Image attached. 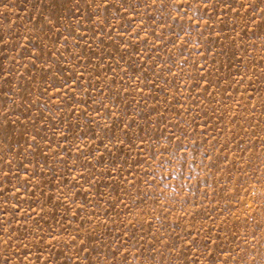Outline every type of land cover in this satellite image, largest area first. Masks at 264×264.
I'll use <instances>...</instances> for the list:
<instances>
[{
    "label": "rangeland",
    "instance_id": "1",
    "mask_svg": "<svg viewBox=\"0 0 264 264\" xmlns=\"http://www.w3.org/2000/svg\"><path fill=\"white\" fill-rule=\"evenodd\" d=\"M130 2L135 11L117 4L103 13L109 40L100 33V13L83 0L78 21L73 0H49L44 14L72 30L69 36L61 28L59 37L39 15L41 0H0V113L7 109L0 125L11 129L0 143V167L7 165L0 209L22 210L0 215L13 237L7 247L0 243V264L5 257L8 264H264V0L200 5L206 11L199 20L180 0L195 31L172 24L180 35L163 47L152 24L156 9ZM134 30L140 39L121 61L117 38ZM80 49L79 60H70ZM37 130L41 156L33 157L27 141ZM36 224L44 249L18 231ZM125 225L135 237L129 244L119 241ZM6 238L0 234V242Z\"/></svg>",
    "mask_w": 264,
    "mask_h": 264
},
{
    "label": "snow or ice",
    "instance_id": "2",
    "mask_svg": "<svg viewBox=\"0 0 264 264\" xmlns=\"http://www.w3.org/2000/svg\"><path fill=\"white\" fill-rule=\"evenodd\" d=\"M140 3L143 4L144 8L147 9L149 6H152L156 9L157 11V17L156 19H154L152 21L153 26H155L156 28L159 29L158 33L155 34V39L157 41L158 44H161V46L163 47L164 43H172L171 40L168 39V36H172V37H176L180 35V32H173L171 25L172 24H176L179 28H181V30L184 27H188L191 31H195V28L192 27L193 25V20L192 17H189L187 19L186 22H184V17L182 14V8L180 7V0H140ZM217 3H222V0H183V6L185 9H187L188 12H191L192 15L194 17H196L197 20H199L201 17H203L204 12L206 11V8L202 9L201 7H199L200 5H205V6H211L213 8L216 7ZM49 4V0H41V4H40V11H39V15L43 17V23L45 25H49L50 27L48 28V32L53 34L56 37L60 36V29L64 28V31H66L68 33L69 36L72 35V30L71 28H65L63 24L59 23V21L57 20L55 15H52L51 18L48 15L44 14V10L46 8V6ZM73 4L76 6L77 8V12L73 13L72 15L77 19V21L79 20V7H80V0H73ZM119 5L120 8L127 12L129 10L131 11H135V8L137 5H134L130 2V0H83V5L86 8H91V7H95L97 9V11L100 13L102 19L98 22V26L100 29V33L103 34L105 36V38L111 40L112 36L110 33L105 32L104 31V27L103 25H108L109 28L112 27V25L108 24V19L107 17L103 16V13H106L108 11L109 8L115 6V5ZM226 6V5H225ZM240 7H243L244 5H238ZM169 9H171L172 12H175L177 14H181L180 15V21L178 22L177 19L175 17H173L171 15V13L169 12ZM42 10V11H41ZM137 15H139L137 13ZM123 17H121L122 19ZM84 19L88 20L89 22L92 21V15L89 13L87 15L84 16ZM261 19L264 20V15L261 16ZM159 21V22H158ZM255 23V22H253ZM75 27H79V23H77L75 25ZM205 27H207L205 25ZM163 30V31H162ZM149 34H151V29L149 31ZM167 34V35H166ZM96 33H93V36H95ZM202 35V33H201ZM238 35V34H237ZM82 38H80L81 40L84 39L83 36H81ZM119 41V47L123 48V52H118L119 55V59L122 61L125 57V55H130L129 51H128V46L129 43L132 39H140V35H139V30H134L132 36L128 37V38H123V37H118L117 38ZM64 44H65V48L67 49L68 46V40L65 39L64 40ZM141 44H143V40L141 39ZM115 46V45H114ZM182 47V45H181ZM132 51H135V46H132ZM57 56H62V53L57 52L56 53ZM84 54V50L80 49L79 52L77 53H71L70 54V60L74 61H78L80 56ZM91 55H95L94 52L91 53ZM137 56L139 57L140 60H145L150 59V57H148L146 54L145 55H141L140 53H137ZM37 60L40 59V55L39 53L36 54L35 57ZM41 63H44V61H41ZM133 63H136V61H133ZM118 63H117V68H118ZM33 67H35V65H33ZM84 68L89 67V65H84ZM139 67V66H138ZM152 67H155V61L153 60V64L151 67H149V71H151ZM113 75H115V72L113 73ZM154 76H158V73L154 72L153 73ZM71 78V77H69ZM67 78V79H69ZM81 77H77L76 78V83L78 85L77 87V91H80L79 88V81H80ZM201 79H203V77H201ZM61 83L64 85V87H68L67 82H65V80L61 81ZM146 85H149L150 82L149 81H144L143 82ZM97 91L98 94H100V90L99 89H95ZM206 90V89H205ZM19 91V90H17ZM69 91H71V89H69ZM41 95H44V92L40 93ZM57 95H59V93H56ZM84 95H87V93L85 92ZM117 95H119V93H117ZM71 98V97H70ZM49 99H51V97H49ZM94 103H102V101H93ZM30 103H34V102H30ZM75 103L79 104L81 103V101H75ZM262 105H264V101L261 102ZM105 110H107L105 108ZM7 112V109L5 110V113ZM5 113H0V116H4ZM81 115H83V112H81ZM107 115V114H106ZM117 115H119L117 113ZM27 118V117H26ZM6 119V118H5ZM32 119H35V117H33ZM11 123H17L19 127L24 128V133L25 135H28V128L27 126L19 123V121H13ZM97 127H99V125H97ZM4 131H11V129H5L3 125H0V143H3V132ZM101 132L104 131L103 128L100 129ZM39 136V131L37 130L35 132V135H33L31 137L30 141H27L29 148L31 149V155L33 157H40L41 156V151L39 149V144L37 143V139L36 137ZM80 137L77 136L76 139H79ZM112 137L109 136V140H111ZM41 140H43V137H41ZM5 148H8L10 150V145L5 144ZM4 151V149H0V153H2ZM89 155H91V152H89ZM53 157H55V153H53ZM2 156H0V163H2ZM44 159H47V157H44ZM93 159L96 161V163H100V160L97 159L96 157H93ZM29 163H33L32 161H29ZM61 163H63V161H61ZM75 166V165H74ZM7 165H3L2 167H0V171H3L4 168H6ZM80 167H83V165H80ZM92 171L88 174L89 176H92V179H95V175H93V173H95V167L94 165L90 166ZM23 171L27 172L28 168H23ZM32 174L36 175L35 172V168L33 167L32 170ZM107 172L105 170L104 173H100L99 175H106ZM119 174V173H117ZM82 179L85 180V183L89 182L88 176H82ZM5 179H7V177L5 176ZM17 183L21 186L24 187L27 183V181H21V180H17ZM38 187V185H37ZM89 187H93V185H89ZM18 196V190L17 193H15L13 195V199L17 200V204L22 203L23 201H20L17 199ZM5 199H7V197H5ZM97 208H98V204H97ZM4 211H11L13 218H15L16 214L18 212H22L21 209H19L18 207L14 206L11 210L8 209H0V215H3ZM21 219H31V217L27 214V213H23L21 216ZM70 219H75V215H73ZM35 223V221H33ZM5 223V221H0V234L6 236L7 238L5 240H3L2 243L4 247H7V245L12 244L13 243V237L8 235L9 229L3 227V224ZM129 224H131V221H129ZM63 229V226H60V230ZM128 229V225H125V230L123 231V236L125 237V239H121L119 237V241L121 244H129L130 241L135 240V237L131 236L129 234ZM18 231H21V234L23 235L25 232L31 233L36 240L40 241V244L37 245L40 249H44V241H43V236L40 233L44 232V229L40 228L39 224H36V228L35 229H23V226L21 225V228L18 229ZM74 231H78V229L74 230ZM45 235H47L49 237V239H54V237H52L51 235V228L49 227L48 231L46 233H44ZM27 238V237H25ZM69 239H71L72 241H74V243H72V246L75 249H80V254H82V249L83 252H87V248L84 246L83 242L78 243L77 242V237L73 236V235H69ZM142 239V237H141ZM206 239V238H205ZM102 241H97V246L98 247L101 244ZM193 244L196 243L195 240L192 241ZM65 245H67V242H65ZM49 247L51 245H48ZM68 246V245H67ZM81 246H83L81 248ZM17 248H19V245H16ZM94 247V248H96ZM116 247V245L114 246V248ZM164 247L166 248L167 245H164ZM125 247H122L121 249H123ZM120 249V250H121ZM120 250L118 252H116V254L114 256H112L113 259H115L117 253L120 252ZM25 259H27V257H25ZM45 261H47L48 264V260L45 259ZM3 264H8V258L5 257L3 260Z\"/></svg>",
    "mask_w": 264,
    "mask_h": 264
}]
</instances>
